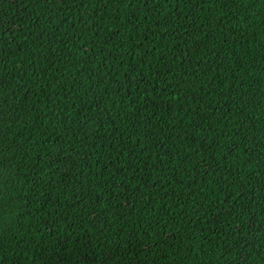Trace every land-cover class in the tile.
I'll use <instances>...</instances> for the list:
<instances>
[{"label":"trees","instance_id":"1","mask_svg":"<svg viewBox=\"0 0 264 264\" xmlns=\"http://www.w3.org/2000/svg\"><path fill=\"white\" fill-rule=\"evenodd\" d=\"M0 264H264V0H0Z\"/></svg>","mask_w":264,"mask_h":264}]
</instances>
